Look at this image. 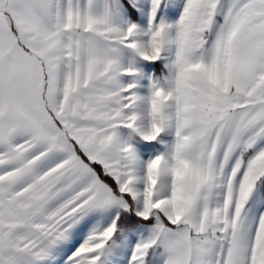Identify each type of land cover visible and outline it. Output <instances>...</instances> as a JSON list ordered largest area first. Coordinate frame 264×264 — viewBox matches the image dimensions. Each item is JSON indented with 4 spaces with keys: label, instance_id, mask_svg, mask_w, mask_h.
<instances>
[{
    "label": "snow or ice",
    "instance_id": "obj_1",
    "mask_svg": "<svg viewBox=\"0 0 264 264\" xmlns=\"http://www.w3.org/2000/svg\"><path fill=\"white\" fill-rule=\"evenodd\" d=\"M0 264H264V0H0Z\"/></svg>",
    "mask_w": 264,
    "mask_h": 264
}]
</instances>
